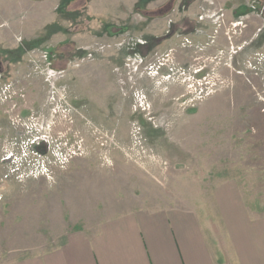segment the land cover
<instances>
[{"label": "rangeland", "instance_id": "obj_1", "mask_svg": "<svg viewBox=\"0 0 264 264\" xmlns=\"http://www.w3.org/2000/svg\"><path fill=\"white\" fill-rule=\"evenodd\" d=\"M33 14L46 34L11 33ZM258 29L264 0H0V264L137 208L210 213L233 176L263 210Z\"/></svg>", "mask_w": 264, "mask_h": 264}, {"label": "crops", "instance_id": "obj_2", "mask_svg": "<svg viewBox=\"0 0 264 264\" xmlns=\"http://www.w3.org/2000/svg\"><path fill=\"white\" fill-rule=\"evenodd\" d=\"M122 4L117 24L140 20L135 15L136 3ZM131 8L132 19L128 18ZM10 9L16 10L14 5ZM11 16V33L20 27L26 41L47 32L48 24L37 14L28 24ZM258 31L264 38V29ZM253 32L245 41L260 36ZM5 38L9 36L0 35L3 51L18 49L16 43L6 44ZM5 73L0 69V79ZM244 184L235 176L218 182L210 213L172 206L137 208L102 221L94 231L68 232L64 242L51 251L5 264H264V209H254L248 202Z\"/></svg>", "mask_w": 264, "mask_h": 264}, {"label": "flooded vegetation", "instance_id": "obj_3", "mask_svg": "<svg viewBox=\"0 0 264 264\" xmlns=\"http://www.w3.org/2000/svg\"><path fill=\"white\" fill-rule=\"evenodd\" d=\"M19 141V140H18ZM14 145H13V149H14V147H15V149H17V150H21L22 148L23 149H25L24 147H22V144H23V142L21 141L20 143H17V142H12ZM33 144H37V145H40L41 144V142L40 141H37V140H33V142H32ZM32 153L33 154H36L37 156H41L42 157V154H39L38 152L37 153H35L34 151H32ZM24 165V164H23Z\"/></svg>", "mask_w": 264, "mask_h": 264}, {"label": "built area", "instance_id": "obj_4", "mask_svg": "<svg viewBox=\"0 0 264 264\" xmlns=\"http://www.w3.org/2000/svg\"><path fill=\"white\" fill-rule=\"evenodd\" d=\"M10 88H11V85H6L5 87H1L0 88V90H2V89H5V90H7V91H10ZM15 108V106L12 108V110ZM10 112V111H9ZM76 152L75 151H73V154H75Z\"/></svg>", "mask_w": 264, "mask_h": 264}]
</instances>
